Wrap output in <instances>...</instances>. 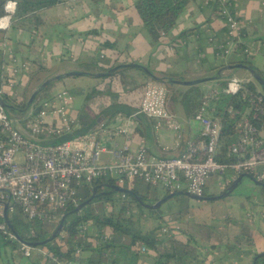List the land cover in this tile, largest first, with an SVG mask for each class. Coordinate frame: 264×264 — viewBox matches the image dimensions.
<instances>
[{
	"label": "crops",
	"instance_id": "0c3cea01",
	"mask_svg": "<svg viewBox=\"0 0 264 264\" xmlns=\"http://www.w3.org/2000/svg\"><path fill=\"white\" fill-rule=\"evenodd\" d=\"M136 1L60 0L55 6L38 11L31 20H12L7 31H0V56L6 62L15 59L18 64H26L27 73L21 74L17 90H24L31 76L42 70L49 72L46 77L48 80L69 72L97 74L105 64L112 67L140 64L157 78L160 75L190 81L205 78L194 76V71L198 74L214 72V76L217 70L209 71L211 68L230 62L219 61L214 57L213 44L223 42L226 31L213 0H188L175 27L164 37L168 44L175 40L173 46L156 43L148 35L134 9ZM232 3V11L241 24L242 43L261 42L263 45L262 50L249 59L257 72L260 70L256 66L263 63V71L264 0H233ZM191 29L196 30L176 40L182 32ZM84 65L95 69L80 71V67ZM1 68L3 69L2 65ZM149 82L157 81L136 69L120 72L117 80L110 84L93 77H69L59 81V91L67 90L72 96L69 114L74 120L85 106L100 114L118 106L131 110L129 115L118 113L112 116L106 113L97 125L88 129L87 133H99L98 138L103 148L100 158L103 162L114 161L113 152L116 149L127 146L134 151L141 143L151 156L177 158L189 153L187 141L197 149L196 159L200 158L197 153L201 155V129L193 120L194 113L189 114L180 98L174 102L169 100L166 104L167 110L181 126L182 143L177 149L172 148L174 132L164 128L155 131L150 119L142 114L135 115L139 96L134 98L132 88ZM2 84L3 79H0V86ZM111 86L117 91L108 95L107 91ZM89 91L109 96L103 109H92V104L86 103ZM88 118L92 120L90 115ZM117 127H131V133L118 135L114 133ZM100 130H105L106 133L101 134ZM40 139L46 143L51 142L43 137ZM166 147L169 150H163ZM230 174L227 171L225 175L215 178L216 193L212 198H207L204 194L202 199L195 200L184 193L204 206L206 202L219 200L228 205V209L224 208L214 218L201 209L193 216L176 213V210L164 213L166 215L157 220H163L169 227V236L164 240L167 246H162V249L158 247L156 253H141L140 247L135 264H176L174 259L165 258L174 247L187 253L185 264H254L253 256L264 254V196L260 195L264 187L243 179L228 197L221 200L218 197L231 184ZM141 184L143 183H135L136 186ZM155 192L159 200L164 197L158 196L157 190ZM145 215L143 213L141 217ZM172 231L177 234L171 235ZM243 235L248 236V243H245V239L242 240ZM158 256L163 257L159 259ZM88 258L89 253L83 252L82 259L88 262ZM11 259L12 264H40L34 259L24 258L17 247L13 248ZM117 262L126 264L127 259Z\"/></svg>",
	"mask_w": 264,
	"mask_h": 264
},
{
	"label": "built area",
	"instance_id": "2783aa9c",
	"mask_svg": "<svg viewBox=\"0 0 264 264\" xmlns=\"http://www.w3.org/2000/svg\"><path fill=\"white\" fill-rule=\"evenodd\" d=\"M232 2L233 0L219 2L217 14L226 31V39L213 44L214 57L219 61L247 60L263 48L261 42L242 43L241 24L232 11ZM16 9V1L7 0L4 3L0 31L5 32L10 28ZM3 72L0 98L11 97L18 87L21 74L27 73V66L11 59L3 65ZM262 73L264 74V70ZM226 81L225 88L211 90L202 97L193 115V120L200 126L203 139L201 158L194 161L189 159L195 157L197 149L189 141L186 142L189 153L177 158L151 156L141 143L134 151L127 146L116 149L113 152L114 161L108 163L100 158L103 148L98 132L92 131L52 144L53 140L71 134L74 129V119L69 114L72 96L67 90L59 91L52 100L43 103L40 112L32 118V123H28L23 130L12 125L7 111L0 105V233L10 242L17 241L15 234L3 220L5 203L7 216H11L14 208L18 207L29 223L56 224L62 219V210L77 204V191L102 178L113 179L117 187L129 191L136 182H140L153 189L161 188L169 194L185 192L198 199L204 197L210 177L223 176L227 171L231 173L230 182L246 174L264 184V96L258 85L255 92L246 89L248 79L231 76ZM166 94L162 83H147L138 97L135 115L142 114L150 119L155 131L164 128L174 132L172 148L177 149L182 143L181 126L166 108ZM239 94L245 100L244 106L238 108L225 105L217 108L224 96ZM236 117L239 118V136L227 154V158H232V161L220 163L216 161V156L224 121ZM100 131L101 134L106 133L105 130ZM114 133L128 135L131 127H117ZM41 137L50 139L51 142L46 143ZM119 194L118 198L126 207V214L129 216L136 212L135 205L126 202V194ZM103 208L107 214L112 209L109 204H104ZM89 227L84 225L78 228V240L95 246L111 240L112 234L108 230L93 232L90 238H85V233L90 231ZM29 232L33 234V230L30 229ZM167 233V228L156 232L157 238L163 239L159 246L161 249L162 246H167L164 242L169 236ZM64 239L65 235L61 234V241ZM18 248L24 258L34 259L40 264H87L77 246L71 257L65 260H60L44 248H33L26 243H19ZM140 251L150 252L145 247H141ZM110 256L115 257L111 250L105 251V259Z\"/></svg>",
	"mask_w": 264,
	"mask_h": 264
},
{
	"label": "trees",
	"instance_id": "16d2710c",
	"mask_svg": "<svg viewBox=\"0 0 264 264\" xmlns=\"http://www.w3.org/2000/svg\"><path fill=\"white\" fill-rule=\"evenodd\" d=\"M7 0H0V16L3 15V5ZM17 4L16 13L13 16L12 20L15 21L16 19H27L31 20L38 11L43 8H48L57 5L60 0H14ZM188 0H137L134 9L137 13V16L146 29L148 35L156 42L161 43L162 40H165L164 36L166 37L169 32L175 27L176 21L186 6ZM215 9L219 7L220 0H213ZM196 29H191L182 32L176 40L180 38H184L190 33H193ZM175 40L169 42L170 46L174 45ZM165 44V43H164ZM166 43L165 45H169ZM241 48V47H240ZM5 64V59L0 56V71L2 70L1 65ZM228 64H243L245 66L251 67L252 69V62L247 60H234L230 61ZM226 64H220L214 68H211L209 71L218 70L219 68L225 66ZM113 68L112 66L103 65V69L100 72H107ZM122 71H129L121 70L118 72L113 73L109 77L100 78V80H105L109 84L113 82V80H117V76ZM244 72L243 70H235L233 72H227L226 74L222 73L220 80H226L228 77H231L232 74L235 72ZM2 74V73H1ZM259 74L264 77L263 73ZM2 75H0L1 79ZM162 80H166L160 83H164L168 89L174 88L175 85H172L167 82V80H174L171 77L167 76H158ZM57 82L49 84L44 89H47L49 86L55 85ZM112 87V86H111ZM109 88L107 94H111L116 91V88L112 87ZM245 87L248 91L255 92L257 91V84L252 80L245 84ZM43 89V90H44ZM194 87H187L185 92L180 93L178 95L172 96L170 101L174 102L180 98L183 101L184 107H195L199 106V103H194L193 105H187L186 95L187 93L193 92ZM42 90V91H43ZM242 93V92H241ZM99 95L96 91H91L86 95V103L90 104V100L95 96ZM3 100L14 107L16 105L12 104L11 101L8 100L7 96H4ZM36 98V97H35ZM89 101V102H88ZM35 102V99H34ZM34 104V103H33ZM245 104V100L241 94L237 96H224L221 102L218 104V107H224L225 105H233L234 107H242ZM24 104L21 105V108H24ZM42 106L33 105V111L36 115L40 112ZM106 113H110L112 116L118 113L127 114L131 113L127 107H111V111H107ZM95 114V115H94ZM105 114H100L94 112L86 108V106L79 112V115L74 120V129L71 134L62 136L58 139L53 140L52 144L54 143H61L67 140H71L76 137L83 136L87 134L89 128L97 125L100 121V118H103ZM88 115L92 117V120H89ZM103 115V116H102ZM239 122V118L228 119L224 121L223 128L220 134L219 139V147H218V154L216 156V161L220 163H227L231 162L232 158H227L228 151L231 145L236 141L239 136V129L237 124ZM197 156L201 155L197 153ZM196 154H194L195 156ZM199 158V159H200ZM189 160L194 161L196 160V156L190 158ZM110 186H116V182L110 178H102L99 181H96L91 186L81 188L77 191V204L69 205L64 210L60 212L61 217L66 216V219L63 223V227L60 233L57 236L48 241L53 233L56 231L58 224H50L47 222H34L29 223L26 221L25 217L22 215L20 209L18 207L14 208V212L11 216H8L9 226L8 229L12 231L17 241L10 242L5 239L4 235L0 233V239L3 242H8L13 245L15 249L19 243H31L37 244V247L44 248L48 250L53 255L57 256L60 260L68 259L71 257L74 248L77 246L80 251L88 252L89 258L87 259V264H103L105 262H109L110 264H117V260L127 259L126 264H135L137 257L140 254L139 248L145 247L149 251H153L156 253L158 247L163 242V239L157 238L155 232L153 230L142 232L139 229H134L132 227V214L128 216L126 214V207L124 203L120 201L117 196L119 193H114L109 189ZM264 187V184H263ZM95 190V196L92 201H90L80 212L74 213V209L80 203L88 200ZM133 193L134 197L126 195V202L131 205H135L137 209V214L141 216L145 211L147 215L150 217L158 216V210H147L143 205H152L157 202L159 199L155 195L156 192L154 189L150 188L149 186L135 185L133 189L130 190ZM185 192H179L177 195L184 194ZM169 195L166 193L165 196ZM115 196V198H114ZM164 196V197H165ZM139 197V201L136 199ZM109 204L111 205L112 209L111 212L108 214L105 210H102L97 215L91 210L93 204ZM141 213V214H140ZM160 217V216H159ZM155 217V218H159ZM142 218V217H141ZM91 224L90 231H87L84 235L85 238H90L93 232L102 233L104 230H110L112 234L111 240L107 243L100 244V246H95L93 243L85 242L83 240H78V228L80 226H84L87 224ZM30 229L33 230V234H30ZM61 234L65 235V239L61 241ZM244 237V235H243ZM46 242L45 245H41L40 243ZM40 244V245H39ZM36 248V247H35ZM107 250H111V252L115 255L114 258L110 256L109 258L104 257V253ZM161 259L163 256H158ZM187 253L183 250L172 249L171 253L165 255V258L169 259L172 258L175 260L176 264H185V260L187 259ZM254 264H264V254H256L253 256Z\"/></svg>",
	"mask_w": 264,
	"mask_h": 264
},
{
	"label": "rangeland",
	"instance_id": "374dc122",
	"mask_svg": "<svg viewBox=\"0 0 264 264\" xmlns=\"http://www.w3.org/2000/svg\"><path fill=\"white\" fill-rule=\"evenodd\" d=\"M167 43L166 40H162L161 44L165 45ZM8 62L5 61V64H7ZM258 71L260 70V72L262 71V67H263V63H261L260 66H256ZM89 69H95V67L91 68L89 65H84L80 67V71H84V70H89ZM3 69L0 71V75H2L3 77L1 79L4 80V72H2ZM2 73V74H1ZM194 76H203V77H212V75L214 74V72H203L198 74L197 72L194 71ZM262 73V72H261ZM224 74H226L227 76V72H225ZM49 72L47 71H39V72H35L33 74V76H31L29 84L23 89H19L17 90V88L14 89V95L11 97H8V100L12 102V104L16 105L18 110H22L23 108H21V105L24 104L26 105L29 97L31 96V94L37 89L39 88V86L46 81V77H48ZM232 77H236L239 79H248L249 82L251 81L250 76L248 73H244V72H235L234 74H232ZM226 80H216V81H212V82H206V83H201L194 87V91L187 93L186 95V100H187V105H193L194 103H198L200 102V100L202 99V97L207 94L209 91L214 90V89H218V90H222L223 88H225L226 86ZM125 84V83H122ZM126 85V84H125ZM162 85L164 86V88L166 89V104L167 102L171 99L172 96L178 95L180 93L185 92L187 87H178L177 85H175L174 88L168 89V87L162 83ZM147 86L146 83H141L140 87H134L133 89V93H134V98L141 95L142 92L144 91V88ZM137 88V89H136ZM61 89V85L59 82H57L55 85L49 86L47 89H44L43 91H41L39 94H37L36 98H35V102L33 101V103L37 106H42L43 103L45 102H49L50 100H52V98L56 95V93ZM136 89V91H135ZM117 91V89H116ZM115 91V92H116ZM91 91H89L88 93H90ZM131 92V91H130ZM129 93V92H128ZM109 95V94H108ZM108 95H95L91 100L90 103L92 104V109L95 110H101L105 107L106 103L108 102ZM2 98H5L4 96H2ZM135 99V100H136ZM137 103V101H136ZM27 110V112L20 114L18 112H13V113H9L7 112L8 115V119L9 121L12 123L13 126H15L17 129L19 130H23L24 127L29 123H32V118H34L36 115L34 114L33 111V105ZM197 106L195 107H188L186 106L185 109L189 110V114L191 113H196L197 111ZM193 114V115H194ZM19 158V157H18ZM225 175V174H224ZM220 176L218 175H214L212 177L209 178L207 185L205 187V191L207 189L206 192H204L205 196L207 198H212V195L216 193V191H214L215 189V178H218ZM153 189V188H152ZM155 190H157L158 196H165L166 192L161 189V188H156ZM260 195L264 196V191L261 190L260 191ZM205 197V198H206ZM228 197V196H227ZM115 198V196H114ZM118 198V196H117ZM206 198V199H207ZM225 199V198H224ZM222 200V199H221ZM163 208H159L158 210V216L155 215V217H159V216H165L166 214L164 213H169L171 211H175L176 213H181V214H186L188 216V214H190L191 216H193L198 209H201V211L205 214H208L210 216L217 217L218 213L220 211H222L224 208L228 209V205L223 204V202H220L219 200H214V201H210V202H206V206L200 204V203H196L195 201H193L192 199H190L189 197L185 196L184 194L181 195H177L174 198L168 200L166 203L163 204ZM165 208V209H164ZM91 210L94 212L95 215H97L98 213H100L102 210H104L102 204H93ZM136 212H132V221H134L132 223V227L134 229H139L142 232H147V231H151L153 230L155 233L157 231H159L161 228H167L168 230V235H169V227L168 225H166L165 223H163V220H160V222L157 220V218L155 217H150L147 215V212L145 211V216L141 218V216H139L137 214V209L135 210ZM129 216H131V214H129ZM147 218V219H146ZM157 220V221H156ZM88 226L91 227V224H87ZM239 228V227H237ZM110 232V230H108ZM177 233H174L173 231L171 232V235H174ZM245 239V243H248V236L247 237H242V240ZM13 250V245L11 243L8 242H3L0 239V264H12V259H11V252ZM18 258L20 260V256L18 255ZM22 259V258H21ZM261 264V263H258Z\"/></svg>",
	"mask_w": 264,
	"mask_h": 264
},
{
	"label": "water",
	"instance_id": "95a60500",
	"mask_svg": "<svg viewBox=\"0 0 264 264\" xmlns=\"http://www.w3.org/2000/svg\"><path fill=\"white\" fill-rule=\"evenodd\" d=\"M121 69H136V70L143 72L146 76H148L153 81H157V82L166 81V80H162L160 78H157L146 67H144L140 64H123L120 66H115V67L111 68L110 70H108L107 72H100L97 74H89V73H84V72H69V73L60 74V75L54 76L52 78H49L48 80L43 82L39 86V88H37L31 94L26 105L24 106V108L22 110H18L14 106L7 104L2 98H0V105L3 109H5L9 113L18 112L20 114H23V113L27 112V110L32 106L33 101H34L35 97L37 96V94H39L49 84L59 82V81L63 80L64 78H69V77H93L94 79H100L103 77H109L113 73H115ZM235 70H243L244 72L248 73L249 76L251 77V79L259 86V88H260V90L264 96V79L261 77L259 72H257L255 69H252L251 67L245 66L243 64H227V65L219 68L217 70L216 74L212 77H205V78L195 79V80H190V81L167 80V82L172 84V85H178V86H182V87H192V86H195V85H198L201 83L220 80L222 73L233 72ZM243 179H249L252 182L256 183L258 186H263L262 183L256 181L252 176L243 174V175H240L233 182H231V184L229 185L227 190L223 194H221L218 198L222 199L224 197L229 196L230 193L233 192L236 189V187L242 182ZM109 189L111 191H113L114 193H124L126 195L134 197L133 193H131L129 190L121 189L117 186H110ZM186 195L191 197L192 199L198 200V198H196L192 195H189L187 193H186ZM94 196H95V190H93V192H92V194L88 200H85L84 202H82L78 206H76V208L74 209V213L80 212L90 201H92L94 199ZM175 196H177V193L169 194V195L161 198L160 200H158L157 202H155L152 205H143V206L147 210H157L164 203H166L168 200L174 198ZM136 199L139 201V197H136ZM65 219H66V216H63L60 223L58 224V226L56 228V231L53 233V235L50 237V239L48 241L54 239L57 236V234L61 232ZM3 220L9 226L8 216H7V204L6 203L4 204V208H3ZM45 243L46 242H42L40 244L45 245ZM26 244L30 247H33V248L38 246L37 244H31V243H26Z\"/></svg>",
	"mask_w": 264,
	"mask_h": 264
}]
</instances>
